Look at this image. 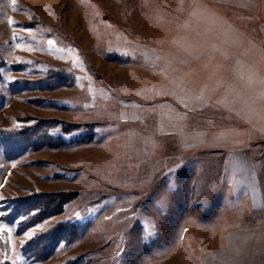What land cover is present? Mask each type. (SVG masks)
I'll use <instances>...</instances> for the list:
<instances>
[{"label": "rangeland", "instance_id": "1", "mask_svg": "<svg viewBox=\"0 0 264 264\" xmlns=\"http://www.w3.org/2000/svg\"><path fill=\"white\" fill-rule=\"evenodd\" d=\"M181 5L0 0V264H245L226 229L264 215L240 214L212 137L170 135L152 102ZM217 9L264 47L263 6Z\"/></svg>", "mask_w": 264, "mask_h": 264}, {"label": "crops", "instance_id": "2", "mask_svg": "<svg viewBox=\"0 0 264 264\" xmlns=\"http://www.w3.org/2000/svg\"><path fill=\"white\" fill-rule=\"evenodd\" d=\"M193 2L189 6L182 0V8L191 7L186 11L184 26L175 39L171 38L169 46L155 53L154 63L161 69L160 79L165 81L153 80L152 102L166 108L161 116L174 125L172 130L167 124L170 135L212 137V141H207L226 154L231 184L239 190L238 197L247 201L240 214L261 216L264 215V47L217 8L232 6L255 11L264 7V0ZM230 119L229 126L221 124ZM197 121L199 126L195 124ZM181 144L185 150H191L185 139ZM184 182L192 183L191 174ZM229 229L236 241L233 247L242 259L237 262L264 264V218L243 221L226 231ZM213 264L237 263L231 257Z\"/></svg>", "mask_w": 264, "mask_h": 264}, {"label": "snow or ice", "instance_id": "3", "mask_svg": "<svg viewBox=\"0 0 264 264\" xmlns=\"http://www.w3.org/2000/svg\"><path fill=\"white\" fill-rule=\"evenodd\" d=\"M15 2H16V0H12V3L13 4H15ZM9 23H14V21H9ZM48 43H49V45H52L54 42L53 41H51V40H49L48 41ZM57 51H62V49H56ZM0 199H2V198H0ZM4 213H0V215H3ZM41 227H42V225H41ZM26 235L29 237V238H31V237H33L34 236V232L33 231H28L27 233H26Z\"/></svg>", "mask_w": 264, "mask_h": 264}, {"label": "trees", "instance_id": "4", "mask_svg": "<svg viewBox=\"0 0 264 264\" xmlns=\"http://www.w3.org/2000/svg\"><path fill=\"white\" fill-rule=\"evenodd\" d=\"M31 198H25V199H22L21 203L24 205V204H27L29 202ZM58 210H60L59 208H56Z\"/></svg>", "mask_w": 264, "mask_h": 264}]
</instances>
